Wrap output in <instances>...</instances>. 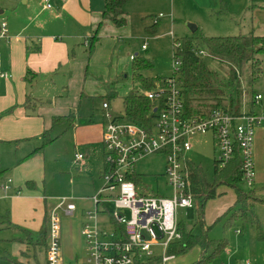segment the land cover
<instances>
[{
  "label": "crops",
  "instance_id": "1",
  "mask_svg": "<svg viewBox=\"0 0 264 264\" xmlns=\"http://www.w3.org/2000/svg\"><path fill=\"white\" fill-rule=\"evenodd\" d=\"M49 2L51 8H47L43 0H24L28 7L21 8L16 3L9 17L0 18L1 24L6 23V35L0 36V181L7 178L13 180V190L0 199V221L3 222L0 227L12 232V235L13 231H18L12 226L31 232L47 229L48 214L58 199L70 197L76 209L72 215L60 213L62 257L71 264H80L83 261L78 260L83 242L81 229L86 222V212L94 208L91 197L98 192L93 175L105 169L102 143L105 123L96 121L93 99L105 95V82L117 80L122 74L130 72L132 60L129 58L127 63L118 60L115 49L122 37L131 34L132 21L126 10L136 1L128 0L124 5L126 25L123 27L102 18L104 0ZM135 4L140 8L143 5ZM258 6L260 8L254 11L252 17L254 21L264 19V0H259ZM4 12L1 11L0 15ZM100 22L101 27L98 28ZM95 34L93 42L91 38ZM146 39L148 41L149 37L143 43ZM147 50L148 43L144 51ZM1 74L8 76L2 77ZM122 85V82L117 84L120 98L129 94L132 88L120 89ZM28 97L42 101L33 112L26 107ZM104 101L107 102L103 100L102 103ZM101 111L104 115L102 105ZM68 115H73L72 123L53 127L54 117ZM54 128L59 136L40 149L44 131ZM70 131L74 136L73 158L75 153L82 152L85 161L83 159L75 164V158L73 162L70 160L72 165L78 166L77 177L67 180L66 175L60 174V169L64 167L56 168L48 177L45 170L48 149L54 146L58 137ZM256 135L255 155L260 177L264 161V127H258ZM101 150L103 167L101 164L100 168L93 169L87 159L93 153L95 160V153ZM257 162L254 159L255 168ZM260 192L256 189L258 196H261ZM232 194V204H224L217 209L216 218L234 206L236 196L234 192ZM106 207L107 210L99 215V225L102 230L112 231L115 228L113 211L108 208V203ZM210 225L205 221L204 232ZM68 239L69 250L66 245ZM12 243L13 264H41V253L45 264L46 246L40 250V246L32 244Z\"/></svg>",
  "mask_w": 264,
  "mask_h": 264
},
{
  "label": "built area",
  "instance_id": "2",
  "mask_svg": "<svg viewBox=\"0 0 264 264\" xmlns=\"http://www.w3.org/2000/svg\"><path fill=\"white\" fill-rule=\"evenodd\" d=\"M43 1L47 8H51L49 0ZM5 35L6 23H2L0 36ZM146 48L147 39L142 45L143 50ZM198 53L204 54L205 51ZM134 58L131 55L130 59ZM174 59L173 74L143 94L156 103L153 107L155 117L149 126L125 118L122 121L109 111L108 102L102 103L107 119L102 137L105 151L102 178L105 184L91 197L94 208L86 212L81 234L89 248L80 264H135L140 257L155 255L151 251L152 246L162 248L161 264H168L174 259L167 250L171 243L181 239L177 209L195 207L190 160L186 157L192 149L190 138L193 136L212 135L219 149L216 159L218 169L239 154L242 181L248 188L254 187V132L257 127H264V110L260 114L241 112L234 115L218 109L208 115H187L182 82L178 76L182 59L179 56ZM261 99L262 96L257 94L256 104ZM155 118L160 120L157 125L153 124ZM153 126H156L157 132H154ZM154 153L165 155L164 175L172 191L171 197L157 195L151 186L131 179L137 162ZM74 158L76 162L81 161L84 153L77 152ZM11 190L12 178L0 181V199ZM108 196L113 198L116 208L129 212L127 215L125 211L112 212L115 225L112 231L102 230L99 225L100 213L107 210ZM75 209L72 198L61 197L49 212L45 264H71L62 257L60 213L72 215ZM246 264L252 263L248 261Z\"/></svg>",
  "mask_w": 264,
  "mask_h": 264
},
{
  "label": "rangeland",
  "instance_id": "3",
  "mask_svg": "<svg viewBox=\"0 0 264 264\" xmlns=\"http://www.w3.org/2000/svg\"><path fill=\"white\" fill-rule=\"evenodd\" d=\"M130 4L129 9H125L131 17V34L122 37L118 47L115 49L118 60H123L125 63L129 62L131 55H138V60L146 58L150 61L151 66L144 70V76L153 78H164L171 76L174 72L175 61V47L177 44L181 45L186 39L200 38V37H220V36H235L239 34H249L253 32L256 35H264V19H256L254 21L253 14L258 6L259 0H134ZM31 2V0H30ZM18 4L19 7L25 8L24 0H0V12L5 11L1 17H9L14 12L13 6ZM135 3H142V7H137ZM157 22L155 32L150 34L147 32L152 27V23ZM197 28L196 30L193 29ZM172 33V34H171ZM146 37H149L148 50L141 49V45ZM181 57V56H180ZM261 60L262 75L253 84L254 93L260 94L262 99L259 103L250 106L248 99L243 98L241 111L250 113L251 110L256 114L262 113L264 110V53L256 55ZM182 58V57H181ZM202 61L212 70L216 71V80L218 82H225L228 77L227 69L230 68L228 63H221L208 53L202 55ZM132 61H130V66ZM245 65L244 71H240L237 79L240 81L242 88L247 86L248 77L250 75V68ZM124 75H127L125 78ZM122 74L117 82H122L124 85L121 89L134 90L143 95L149 89L144 87L140 82L131 80L130 72ZM111 81L105 82L104 86H109ZM219 84V83H218ZM125 86V87H124ZM241 88V89H242ZM130 90V91H131ZM108 89L106 88V92ZM129 91V92H130ZM103 97H96L93 99V106L95 108L96 121L101 124L107 123L101 111ZM110 112L113 116L120 118L123 121L124 104L120 97L110 99ZM160 122L158 118L153 121L154 125ZM104 124V126H105ZM258 128V127H257ZM257 128L254 132V159L257 162L255 155V143L257 139ZM154 132H157L156 126H153ZM60 132H63L61 130ZM52 137L59 136L58 130L54 128L51 130ZM61 134V133H60ZM73 134L72 132L63 133L54 144L48 146V163L46 164V172L49 177L54 170L59 167H64L60 172L61 175H66L68 179L77 177L78 166L73 158ZM192 149L186 154V157L199 164L207 179L213 181L215 178V160L219 157V149L215 144L211 134L196 135L190 138ZM42 144V143H41ZM100 144V143H99ZM102 146V144H101ZM83 150V149H82ZM73 159L75 164H71ZM85 161V159L83 160ZM87 161L93 166V169L103 167V152L95 153V160L93 153L90 154ZM165 155L162 153L149 154L136 164V171L141 175L143 184L151 186L154 193L164 197H171V188L167 185V178L165 172ZM69 162V164H68ZM99 162L100 165L97 163ZM258 162L255 168V183L254 186L258 189L261 197H264V161L261 167L262 172L258 177ZM98 170V169H97ZM103 168L97 172L93 177L95 179V186L98 191L104 186V179L101 177ZM89 174V173H87ZM47 183V181H45ZM237 186L242 188L245 192L249 191L248 186L239 181ZM234 190L231 188L225 189V193L220 197L211 199L205 206V221L207 224H212L211 228L204 232L200 225L195 209L178 208L177 220L183 223L187 230L192 229L196 234H206L210 239L221 240L227 242V248L222 254L215 258L210 264H246L248 261L252 264H264V203L256 202L254 205L255 212L259 218L261 231L260 235L257 228L253 225L247 224L240 216L237 206L230 209L229 212L224 213L216 218L217 209L224 204H232L234 200ZM235 193V192H234ZM253 197H258V193L253 194ZM108 208L113 212H124V209H118L113 205V198L106 197ZM126 215L129 213L127 211ZM0 224H3L0 221ZM12 232L0 227V264H13L15 256L13 255ZM83 242L79 249L78 260L84 261L89 245L86 238L82 236ZM70 239L66 241L68 250L70 249ZM40 250L42 247L40 246ZM151 251L157 256L162 254V248L151 247ZM197 254V250L192 251L186 257L193 260ZM145 259V258H143ZM180 259V258H179ZM178 260V259H177ZM40 263L43 264V255L41 253Z\"/></svg>",
  "mask_w": 264,
  "mask_h": 264
},
{
  "label": "trees",
  "instance_id": "4",
  "mask_svg": "<svg viewBox=\"0 0 264 264\" xmlns=\"http://www.w3.org/2000/svg\"><path fill=\"white\" fill-rule=\"evenodd\" d=\"M128 0H104V11L102 18L108 19L118 27L126 25L124 14V5ZM157 22H154L151 28L147 30L150 34L155 32ZM1 27V23H0ZM101 27V22L98 28ZM99 30V29H98ZM92 41L96 39V34L92 36ZM92 41L89 52L91 53ZM199 51H205L211 57L221 63H228L230 68L227 69L228 77L223 82H218L215 73L203 61ZM264 53V36L255 35L253 32L249 34H239L235 36L220 37H200L184 40L181 45L175 47V57L181 56L182 64L178 72L180 81L182 82L184 106L187 115H208L214 110H224L230 114H241V105L243 98L248 99V103L253 107L256 105L253 84L262 75L261 60L256 57L258 54ZM245 65L250 68L247 86L242 88L240 81L237 79L240 71H244ZM151 66L148 59L142 58L138 60V55L132 60L130 66V78L140 82L149 90L154 89L157 85L162 84L164 78H153L144 76L143 71ZM119 82L113 80L108 91L103 98L110 102V99L118 97L117 84ZM219 83V84H218ZM242 88V89H241ZM124 104L123 117L132 122L143 126H149L155 114L153 107L156 103L144 95L134 90L122 97ZM106 102V101H104ZM42 101L28 97L26 107L31 111H35ZM32 111V112H33ZM250 113H254L253 110ZM73 122V115L58 116L53 119V127L62 123ZM56 138L52 137L51 130L44 131L43 142L40 149L52 143ZM241 158L239 154L231 160L225 167L218 169L215 160V178L213 181L207 179L202 167L192 161L189 162L192 177V190L196 203L197 219L202 227L205 226V206L211 199L220 197L225 193V189L231 188L235 192V204L230 207L233 209L237 206L239 216L257 228L260 235L262 234L259 218L255 212L254 205L256 202L264 203V197L255 195L256 189L251 187L245 192L237 186L238 182H242L240 171ZM1 174V173H0ZM141 175L135 171L131 176L136 182L142 181ZM212 225L207 227V230ZM18 231H13L12 241L32 244L33 246L44 247L46 243V229L38 232H31L27 229L12 226ZM178 230L181 239L174 241L169 246L168 255L174 256L168 264H210L216 257L218 258L227 248V242L221 240L210 239L206 234H195L192 230H187L183 223L178 224ZM264 236V235H263ZM197 250V254L193 260L187 259V255ZM180 258V259H179ZM178 259V260H177ZM175 262V263H174ZM19 264V263H17ZM135 264H161V256H152L149 258H138Z\"/></svg>",
  "mask_w": 264,
  "mask_h": 264
},
{
  "label": "water",
  "instance_id": "5",
  "mask_svg": "<svg viewBox=\"0 0 264 264\" xmlns=\"http://www.w3.org/2000/svg\"><path fill=\"white\" fill-rule=\"evenodd\" d=\"M194 30H196V28L193 27Z\"/></svg>",
  "mask_w": 264,
  "mask_h": 264
}]
</instances>
